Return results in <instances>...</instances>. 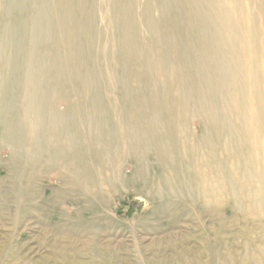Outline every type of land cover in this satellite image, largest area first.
Instances as JSON below:
<instances>
[{
    "label": "bare ground",
    "instance_id": "bare-ground-1",
    "mask_svg": "<svg viewBox=\"0 0 264 264\" xmlns=\"http://www.w3.org/2000/svg\"><path fill=\"white\" fill-rule=\"evenodd\" d=\"M138 1L0 0V151L16 193L31 200L41 177L85 187L84 196L150 182L163 203L187 195L262 213L258 16L246 0H146L140 12ZM142 29L172 55L143 51Z\"/></svg>",
    "mask_w": 264,
    "mask_h": 264
},
{
    "label": "rangeland",
    "instance_id": "rangeland-1",
    "mask_svg": "<svg viewBox=\"0 0 264 264\" xmlns=\"http://www.w3.org/2000/svg\"><path fill=\"white\" fill-rule=\"evenodd\" d=\"M144 1L137 2V11ZM245 4L264 29L261 1ZM153 18L160 29L167 24L156 12ZM145 31L143 51L172 55L166 43L157 52ZM134 66L139 75L145 70L141 59ZM151 66V86L158 90ZM111 92L105 94L107 103L115 106L120 92L115 87ZM10 167L6 152L0 151V264H264V211L253 215L230 202L214 208L187 195L163 203L150 182H123L117 191L91 186L87 197L85 187L70 188L47 177L39 178L27 200L16 193ZM90 195L103 206L91 202ZM204 246L213 249L209 258Z\"/></svg>",
    "mask_w": 264,
    "mask_h": 264
}]
</instances>
